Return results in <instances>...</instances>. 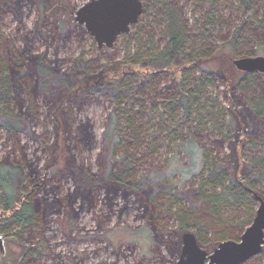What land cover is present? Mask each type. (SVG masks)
<instances>
[{
	"label": "trees",
	"instance_id": "1",
	"mask_svg": "<svg viewBox=\"0 0 264 264\" xmlns=\"http://www.w3.org/2000/svg\"><path fill=\"white\" fill-rule=\"evenodd\" d=\"M32 1L38 12L32 32L47 44L50 31L38 27L50 0ZM141 1L139 19L118 37L126 51L115 79L107 71L113 62L101 52L86 56L83 47L90 35L71 18L61 20L59 33L68 29L80 35L81 49L63 63L57 46L51 52L50 46L33 51L29 33L13 44L2 30V15L10 7L21 27L22 0H0V131L26 138L21 145L17 141L19 156L9 151L0 157V236L30 244L17 264H40L54 253L45 235L50 213L66 207L75 222L77 212L92 208L96 197L110 209L136 205L152 243L158 238L153 229L164 228L163 219L173 217L174 230L193 232L202 248L239 240L254 215L256 194L264 200V73L233 65L237 57L264 55V0H187L192 14H200L191 23L183 0ZM124 65L130 72L123 71ZM236 93L248 123L231 139L233 122L241 117L233 106ZM102 97L112 105L102 130V162L99 156L93 171L72 158L73 187L60 196L58 181L37 179V150H27L29 142L40 143L46 136L36 126L38 103L44 99L63 108L65 102L70 112L62 109V114L71 117L73 105ZM69 132L84 144L93 138L87 120ZM206 137L226 144L211 153L203 144ZM171 143L181 146L187 165L177 162L166 170L147 164ZM48 169L52 178L63 174L59 167ZM187 179L193 181L188 187ZM242 208L246 219L237 214ZM258 255L264 257V244ZM53 257L55 264H68Z\"/></svg>",
	"mask_w": 264,
	"mask_h": 264
},
{
	"label": "rangeland",
	"instance_id": "2",
	"mask_svg": "<svg viewBox=\"0 0 264 264\" xmlns=\"http://www.w3.org/2000/svg\"><path fill=\"white\" fill-rule=\"evenodd\" d=\"M31 1L22 0L21 2V27H18V20H16L10 7L7 6L2 15V30L13 41V44L15 43L18 46L21 43L20 37L26 32V34L29 33L27 36L30 38L33 51L42 52L50 46L51 52L57 46L56 56L62 60V63L69 55L80 52L81 43L78 38L81 36L72 34L68 29L59 33V23L61 20L65 21L70 18L76 22V11L89 0H50L49 9L42 20V25L38 27L41 28L42 26L44 33L50 31L51 37L46 41L47 44L41 42L40 33L35 32V30L32 32L33 25L38 18V12L36 4ZM183 2H186L184 6L185 16L191 23L193 16L198 18L200 14H192V5L187 3V0H183ZM222 13L231 14L230 9H223ZM233 17L235 18V14ZM85 39L83 51L86 56H96L101 52L104 60L113 62L112 65L108 66V76L118 79L119 76L114 75V70L117 71L121 68L120 60L126 51V44L123 43V39H116L112 47H98L91 36ZM125 40L127 41L128 38ZM123 71L130 72L129 67L124 65ZM167 84L169 85V83ZM162 87L163 84H161ZM218 90L222 97L224 87L220 82ZM213 92H215V89ZM221 97L219 96V100H222ZM235 97L236 104L233 106L239 110L242 118L239 116L234 120L233 133L229 135L231 139H235L241 128L248 123L243 115L246 109L244 101L237 93ZM62 107L59 105L58 108H55L54 104H48L44 99L39 101L38 124L36 126L38 132H45L46 136L40 143L29 142L27 147L28 151L36 149L37 156H39L40 171L37 179L45 178L46 184L58 181L59 186L57 187L60 196L73 187L72 175L69 173L72 158L78 165L90 167L93 171L98 170L96 159L99 156V159L103 157L102 130L108 123V115L112 105L103 97L83 102L79 106H72L71 117L62 114V109L70 112V108L65 102L62 103ZM65 117L69 119H65ZM86 120L90 124L93 138L91 142L84 144L78 142L69 131L74 130L79 121ZM207 138H205L203 144L207 146L211 153L218 151V146H225L226 144L221 141L217 145V143L211 141V139L221 140L220 137L213 136L211 139L208 138L209 141ZM17 141L21 145L26 141V138L23 134L14 138L5 134L4 131H0V157L5 156L9 151L12 152L11 156H19L20 151ZM48 145H50L51 152H49ZM225 150L230 152L229 148L225 147ZM147 161V164L151 166L166 167L167 170L177 162L187 165L189 160L182 151L181 146L177 143H171L169 147L161 149L156 158L147 159ZM101 162L99 163L101 164ZM51 165L59 167L63 170V174L52 178L48 169ZM50 180L51 182H49ZM192 182L189 179L184 181L186 187ZM261 186V190L264 191V184ZM256 196L263 199L260 194H256ZM252 204L254 210L253 220L259 202L253 200ZM91 207L79 210L75 215V222H72V215L66 207L50 213L48 216L49 227L45 235L54 253H51L50 257L49 255L43 257L40 264H55L54 257L65 260L68 264H177L183 246L184 232L174 230L176 221L173 217L163 219L164 228L162 227L160 230L159 228L153 229L154 235L158 238L153 240L152 243L151 235L144 227L146 221L136 205H129L125 210L119 209V206L110 209L103 197H100V199L96 197ZM237 214L239 219H246L244 208L240 209ZM252 220L247 226L252 223ZM28 245H30L28 242H20L13 237L0 236V264H17L27 251ZM203 249L211 253L214 248L210 245L208 247L203 246ZM206 264H208L207 261ZM243 264H264V257L257 254Z\"/></svg>",
	"mask_w": 264,
	"mask_h": 264
},
{
	"label": "water",
	"instance_id": "3",
	"mask_svg": "<svg viewBox=\"0 0 264 264\" xmlns=\"http://www.w3.org/2000/svg\"><path fill=\"white\" fill-rule=\"evenodd\" d=\"M141 0H89L76 11L75 20L83 25L98 47H112L116 39L130 30L142 12ZM241 71L264 73V55L233 59ZM259 202L252 223L239 240H224L211 253L201 248L191 231L183 233V246L177 264H243L259 254L264 244V200Z\"/></svg>",
	"mask_w": 264,
	"mask_h": 264
}]
</instances>
